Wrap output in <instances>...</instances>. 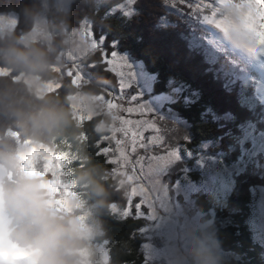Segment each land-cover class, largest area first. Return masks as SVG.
<instances>
[{"label": "clouds", "instance_id": "obj_1", "mask_svg": "<svg viewBox=\"0 0 264 264\" xmlns=\"http://www.w3.org/2000/svg\"><path fill=\"white\" fill-rule=\"evenodd\" d=\"M73 2L32 0L21 9L23 31L0 20V67L10 73L0 75V264H111L108 249L97 242L105 234L100 212L110 207L111 173L83 155V166L74 171L76 190L61 208L48 176L31 165L36 154L27 156L33 147L54 149L65 138L78 141L83 128L78 115L94 118L97 135L114 124L100 82L74 87L65 81L63 95L49 90L61 81L56 66L93 54L91 38L70 29ZM219 15L224 30L217 36L229 47L247 52L264 42L257 26L264 0L225 3ZM173 219L167 264H228L213 220L203 215Z\"/></svg>", "mask_w": 264, "mask_h": 264}, {"label": "trees", "instance_id": "obj_2", "mask_svg": "<svg viewBox=\"0 0 264 264\" xmlns=\"http://www.w3.org/2000/svg\"><path fill=\"white\" fill-rule=\"evenodd\" d=\"M124 1L87 0L82 3L81 0H74L69 6V26L75 29L87 21L91 24L94 38L102 39L99 45L107 52L111 47H116L141 62L154 77L152 89L156 93H169L171 86L179 85L180 93H173L178 97L168 106L189 123V146L192 149L204 141H211L212 152L237 157V139L246 125L250 124L257 133H264V104L255 95L259 74L227 48L221 52L212 50L204 39L209 34L208 29L178 0H133V10L129 15L120 9L111 11ZM31 2L0 0V14L13 13L17 31H23L26 25L21 9ZM214 56L217 57L216 61ZM83 63L90 81L119 89L116 74L106 68L100 50ZM241 66L254 76L245 84L241 79ZM65 81L70 82L67 74L61 78L62 87L55 91L56 94L63 95ZM223 116L229 118L223 119ZM93 120L84 121L80 132L88 139L77 141L67 138V144L58 141L53 149L57 153H78L81 159L70 165L73 172L82 167L83 155L107 171L111 168L103 156L96 155L97 134L92 128ZM242 171L233 176L232 191L224 199L216 200L207 193H198L194 199L205 218H209L213 211L214 228L223 251L240 256L239 260L229 261L228 264H264V249L251 239L246 226L252 201L248 187H264V168L250 164ZM47 176L51 178L50 173ZM109 183H113L110 205L123 204V191L115 186L111 178ZM108 208L100 212L105 234L97 242H106L111 264H149L142 251V239L137 236L138 229L143 225L142 219L110 214Z\"/></svg>", "mask_w": 264, "mask_h": 264}, {"label": "rangeland", "instance_id": "obj_3", "mask_svg": "<svg viewBox=\"0 0 264 264\" xmlns=\"http://www.w3.org/2000/svg\"><path fill=\"white\" fill-rule=\"evenodd\" d=\"M132 1L125 0L117 4L111 11L120 9L124 14L129 15L133 10ZM0 20H14L16 24V16L13 13L0 14ZM201 24L207 29L212 27L205 25L203 21H201ZM75 29L80 30L82 33H91L90 38L97 43L99 48L105 50L104 47L99 45L102 44V39L99 38L97 40L94 38L90 23L83 21ZM213 30L216 33L219 32L214 26ZM207 42L212 46V50L215 49V51L221 52L224 48H227L230 52L236 53L252 70H255L259 74L260 78L256 80L255 95L264 104V56H254L248 52L237 51L229 47L218 36L214 38L212 31H209ZM111 51H115L120 56H126L128 63L135 73V81L130 82L131 87L124 89L123 99H118L114 102L121 104L124 109L128 107L136 109L141 103H144L152 110V112H145L144 115H141L139 111H133L131 114L127 111L121 113L126 119L148 121L149 124L153 125L149 127V124H144L139 129L142 133L143 142L148 147L146 149L138 147L137 151L133 153L129 146L130 160L134 161L138 155L149 157L152 155H164L166 150L172 151L174 149L178 152L179 159L165 165L163 170L153 173L151 180L148 179L151 171L149 163L146 162L144 172L136 174L138 179L126 184L128 190L119 188L125 195V202L123 204L113 203L108 209L110 214L142 219L143 225L138 229L137 236L142 239V251L145 254L146 260L149 264H167L171 226L174 222L173 218L177 215H203L199 212L198 206L195 203V195L207 193L212 195L216 200L224 199L232 191L233 176L242 170L244 171L250 164H255L258 168H264V133H257L250 124L246 125L242 135L237 139V157H232L227 153L212 152L213 143L211 141H204L197 146H193L194 149H192L189 146V143H191L189 123L168 106L169 103L178 97L177 95H173V93H180L181 89L179 85L171 86L169 93H156L152 89L154 77L145 70L141 62L132 58L126 52H120L116 47H111L108 50L109 57ZM221 57L223 60L225 59L223 56ZM214 58L216 61L217 57L214 56ZM83 61H78L77 66L84 78L89 80ZM235 63L234 59L233 64ZM105 66L108 69L109 66L106 64ZM71 67L72 62L65 67L64 76H66L68 68ZM240 68H242L241 79L244 81V84L251 81L252 77L254 78L253 74L247 71V68L244 66ZM124 71L127 73L129 70L124 69ZM110 72L116 74L113 71ZM116 77L119 87L120 77L117 75ZM71 79L70 77V82ZM125 80L126 83H129L127 77H125ZM82 84L84 83L82 82L80 85ZM101 84L105 87L103 83ZM73 86L75 87L76 85ZM137 92L141 94V97H138L136 101H131V96ZM116 93L119 96L120 89L116 90ZM105 96L106 99L110 98L106 93ZM222 118L228 119L229 116H223ZM214 119L219 118L214 117ZM117 136L121 138V134L118 133ZM102 144L103 146H108L107 142H103ZM230 149L234 150V148ZM128 174H133L131 165L128 167ZM141 176L143 178H139ZM156 178H158L159 184L154 187L153 181ZM159 185L162 187L160 188ZM131 187L143 188L146 193L145 203L142 204L139 213H137L135 204L139 203L142 199L140 196L133 197V206L129 209L128 191L131 190ZM73 191H75V188ZM248 191H251L252 201L249 216L246 219L247 230L250 233L251 239L264 249V187L260 185L251 186L248 187ZM149 203L153 204L152 209H149ZM112 205L116 206V210H113ZM126 209L129 210L126 212ZM211 213L208 219L213 220L212 210ZM105 243V241H102L99 244L106 248ZM224 253L228 258V262L240 259V256L231 252L224 251Z\"/></svg>", "mask_w": 264, "mask_h": 264}, {"label": "snow or ice", "instance_id": "obj_4", "mask_svg": "<svg viewBox=\"0 0 264 264\" xmlns=\"http://www.w3.org/2000/svg\"><path fill=\"white\" fill-rule=\"evenodd\" d=\"M131 2V0H129ZM236 0H178V3L185 5L196 17L197 19L203 21L205 25L212 26L208 28V31L213 32V37L217 36V33L213 30L215 29L223 31L222 17L219 15L220 6L225 3H234ZM241 3H248L255 5L257 0H240ZM13 24L15 21H11ZM258 29L264 31V16H261L257 20ZM85 33V32H84ZM91 37V33H86ZM207 40V36L204 37ZM92 40L93 53L97 50L101 52V60L104 64L108 65V70L116 73L120 77L119 81V96L116 93L115 88L113 87H104L102 99L105 100L107 108L110 111L115 113L114 124L111 128V131L97 135L95 140V147L97 148L96 155L98 157L103 156L105 158V163L111 165L110 172L111 179L115 182L117 188H125L128 182H134L138 179L137 173H143L145 168V163H149V168L151 175L148 176V179H152L153 173H157L165 167V165L171 163L173 160L179 159L178 152L174 149L172 151L165 152L164 155H152V156H141L138 155L137 158L133 161L129 158L128 147H131V151L135 153L137 148L146 149L148 146L143 142L142 133L140 128L144 124H149L148 121H133L126 119L121 113L127 111L131 114L133 111H139L141 115H144L145 112H152L151 108L146 104L141 103L138 108L134 109L133 107H128L126 109L119 103L114 101L118 99H123L124 89L131 87L132 81H135V73L132 70L131 65L128 63L126 56H120L115 51H111L110 57L106 50L99 48L97 43ZM247 52L250 55L254 56H264V42L257 43L256 45L249 47ZM78 61L73 59L72 67L68 68L67 75L71 77V82L73 85L79 86L82 82L86 83L87 80L84 78L81 71L78 69ZM95 66V64H93ZM124 69L129 71L125 73ZM54 70L60 74L61 77L65 74V67L56 66ZM7 69L0 67V75H9ZM125 77L129 83H126ZM16 79V77H14ZM62 85L60 83H51L49 86L50 91H56L60 89ZM105 93L107 94L108 99H106ZM138 97H141V94L137 92L135 95L131 96V101H136ZM92 116H83L78 115V119L83 123L86 120H92ZM152 124H149V127H152ZM135 129V130H133ZM121 134V138H118L117 134ZM13 135H18L13 133ZM88 137L84 133H80L79 140H86ZM114 141V145H113ZM64 144L68 143V139L65 138L62 140ZM103 142H107L108 146H102ZM25 144L30 143V141H25ZM118 153V155H117ZM33 154L35 158L31 159V165L33 168L39 169L44 174H51V185L53 192L56 198L57 207H64L66 203V196H70L76 188V182L73 179L74 172L71 170L70 165L72 162L80 160L78 153L73 154L71 152L60 151L59 154H56L52 148H46L44 145L33 147L27 153L28 157H32ZM154 162V163H152ZM131 165L132 175L128 174V167ZM83 166V165H82ZM139 178H143L142 176ZM159 184L158 178L153 181V186L156 187ZM160 188L162 187L159 185ZM128 190V189H127ZM129 193V209L133 206L132 199L133 197L140 196L142 199L139 203L135 204L137 213L141 211L142 204L145 203L146 193L143 188L138 189L137 187H131ZM113 210H116V206L112 205ZM149 209L153 208V204L149 203ZM129 209H126L127 212Z\"/></svg>", "mask_w": 264, "mask_h": 264}]
</instances>
